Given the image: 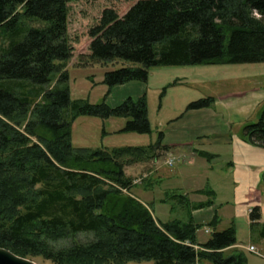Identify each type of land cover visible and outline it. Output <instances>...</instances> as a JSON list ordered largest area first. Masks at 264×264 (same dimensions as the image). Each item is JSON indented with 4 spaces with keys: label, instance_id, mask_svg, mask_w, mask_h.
<instances>
[{
    "label": "trees",
    "instance_id": "trees-1",
    "mask_svg": "<svg viewBox=\"0 0 264 264\" xmlns=\"http://www.w3.org/2000/svg\"><path fill=\"white\" fill-rule=\"evenodd\" d=\"M70 1L0 0V247L59 264H247L239 251L226 255L236 230L218 231V213L203 225L157 222L128 193L134 182L126 166L172 150L163 131L146 146L91 149L73 145L72 125L80 116L120 118L127 120L121 132L151 134L147 97L112 107L106 96L113 88L147 83L156 67L264 63V0H139L122 16L105 9L89 30L90 59L123 66L105 73L109 92L101 104L72 99ZM215 102H192L182 115ZM243 137L264 147V107ZM204 192L210 199L192 210L214 204V192ZM175 197L169 199L190 205ZM249 219L264 239L259 206ZM206 227L213 232L200 243L198 231ZM80 233H93L95 241L48 250Z\"/></svg>",
    "mask_w": 264,
    "mask_h": 264
},
{
    "label": "rangeland",
    "instance_id": "rangeland-1",
    "mask_svg": "<svg viewBox=\"0 0 264 264\" xmlns=\"http://www.w3.org/2000/svg\"><path fill=\"white\" fill-rule=\"evenodd\" d=\"M137 1L139 0H72L68 4V37L73 48L72 58L68 63L70 75L68 85L72 99H85L92 104H101L108 94L109 88L104 84L105 73L121 68L123 63L119 61L103 65L92 61L89 51L91 43L89 30L98 24L105 9H115L122 16ZM164 88L167 91L162 97ZM255 90H264V63L152 68L147 83L130 82L117 86L106 96L107 102L112 107L120 105L130 96L136 100L146 96L152 125L151 134L121 132L127 121L125 119L80 116L75 119L72 125V143L76 148L91 149L146 146L156 142L158 133L166 131L169 121L182 117L187 106L192 102L209 97L225 98V102H232V98L228 99L232 95H243L247 91ZM253 95L242 96L244 98L242 100ZM262 111L263 109L259 112L256 111V115L251 118L253 123L259 121ZM246 124L248 123L246 122ZM233 125V135L237 133L236 136H239L240 126ZM257 147L264 148L258 145ZM171 158L173 157L167 154H160L156 160L149 163L126 166V175L132 177L134 182L132 191L128 193L142 204L157 222H189L190 220L195 222L192 212L198 210L191 209L194 203H191L188 197L184 196L190 205L186 202L182 204L169 199L176 198L178 200L175 196L183 194L166 190V198L160 200L162 203L157 201L159 193L164 192L166 186L155 184L158 179L155 174L157 172L155 165L162 166L165 163L170 169H173L179 161L175 157L176 161L171 166L169 164ZM226 163L225 157L212 162L214 171L209 173L207 187L212 186L209 189L214 191V204L205 208L203 212L201 211L202 215L207 214L212 217L200 225L212 222L218 213L220 217L219 226L216 228L218 231L230 226L236 230L237 243L226 250V255L239 251L244 254L247 264H264V239L259 235V227H251L247 216L248 208L253 209L259 206L262 209L261 223H264V175L259 177L258 172H254V175L248 174L242 168H238L236 172L228 173L224 169ZM197 167L191 166V169L196 170ZM231 177L232 186L229 185V181L224 180ZM204 191H200L199 194L207 196L209 200L210 196ZM209 209H212L213 212ZM212 232V228H202L198 231V237L199 239L201 237L210 238ZM93 241H95L93 233H80L74 238L50 243L48 250L56 253L73 245H86ZM251 245L259 250L260 256L248 251V247ZM15 255L36 264H59L49 257L26 258L18 254ZM143 264H153V262H144Z\"/></svg>",
    "mask_w": 264,
    "mask_h": 264
},
{
    "label": "crops",
    "instance_id": "crops-1",
    "mask_svg": "<svg viewBox=\"0 0 264 264\" xmlns=\"http://www.w3.org/2000/svg\"><path fill=\"white\" fill-rule=\"evenodd\" d=\"M247 94L254 95L242 100L244 99L242 96ZM231 98L232 102H225V98H215L216 103L211 108L190 111L168 122V128L164 132V143L172 150L165 154L173 157L171 159L177 158L179 162L173 169L165 163L162 166L155 165L157 170L155 174L158 177L155 184L166 186L164 192L159 193L157 201L166 198V190H173L188 197L191 203L206 202L208 197L199 193L203 190H212L209 189L212 186L207 187L209 173L214 171L212 162L224 157L227 160L224 169L228 173L242 168L248 174L254 175V172H258L259 177L264 175V148L247 142L242 132L246 122L253 123L251 118L256 115V111L263 109L264 90L247 91L243 95H232L228 99ZM233 124L240 126L239 136H236L237 133L233 135ZM182 149L186 150L181 151ZM210 159L212 161H209ZM191 166L198 167L192 170ZM224 180L230 182L232 177ZM229 185L232 186V183L230 182ZM250 210L248 208V218ZM201 211L203 212L204 209L192 212L197 224L204 223L212 217L207 214L202 215ZM201 238L198 237V241L205 243L209 237Z\"/></svg>",
    "mask_w": 264,
    "mask_h": 264
},
{
    "label": "water",
    "instance_id": "water-1",
    "mask_svg": "<svg viewBox=\"0 0 264 264\" xmlns=\"http://www.w3.org/2000/svg\"><path fill=\"white\" fill-rule=\"evenodd\" d=\"M0 264H36L33 261L21 258L9 250L0 248Z\"/></svg>",
    "mask_w": 264,
    "mask_h": 264
},
{
    "label": "built area",
    "instance_id": "built-area-1",
    "mask_svg": "<svg viewBox=\"0 0 264 264\" xmlns=\"http://www.w3.org/2000/svg\"><path fill=\"white\" fill-rule=\"evenodd\" d=\"M169 161H170L169 164H171V166H172L174 164V160L170 159ZM248 251L260 256L259 250L256 249V247H254V246H249Z\"/></svg>",
    "mask_w": 264,
    "mask_h": 264
}]
</instances>
